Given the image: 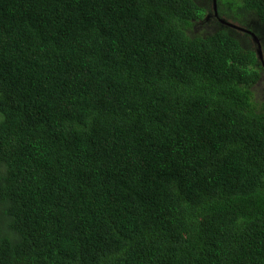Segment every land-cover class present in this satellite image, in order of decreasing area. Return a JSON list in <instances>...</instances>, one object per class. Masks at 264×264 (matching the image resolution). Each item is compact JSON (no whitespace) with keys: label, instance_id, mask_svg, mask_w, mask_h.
I'll use <instances>...</instances> for the list:
<instances>
[{"label":"trees","instance_id":"16d2710c","mask_svg":"<svg viewBox=\"0 0 264 264\" xmlns=\"http://www.w3.org/2000/svg\"><path fill=\"white\" fill-rule=\"evenodd\" d=\"M206 16L0 0V264H264V73Z\"/></svg>","mask_w":264,"mask_h":264},{"label":"rangeland","instance_id":"374dc122","mask_svg":"<svg viewBox=\"0 0 264 264\" xmlns=\"http://www.w3.org/2000/svg\"><path fill=\"white\" fill-rule=\"evenodd\" d=\"M197 4L199 5H206L207 8V16L204 20L194 23L193 26L190 28L189 30V34L194 36H198V35H203L206 36L209 33H212L216 30H218L219 28H221L223 25L213 16V12L209 9V6L211 5V0H194ZM220 19L226 20L228 22H233L234 19H232V17H227V16H221ZM250 19V18H249ZM237 21V20H236ZM253 26H255L253 28V31L255 32V35H261L264 34V28L257 25V24H251ZM258 30V31H257ZM240 32V31H238ZM242 33V32H240ZM244 47H248L249 49L254 51L255 57L257 59H259V49L261 50V52L264 53V43H262L261 45H259L258 43H255L250 37L248 36H244ZM258 51V52H256ZM264 79L263 76H261V79L258 83V88L259 86L263 83Z\"/></svg>","mask_w":264,"mask_h":264},{"label":"clouds","instance_id":"9594fccd","mask_svg":"<svg viewBox=\"0 0 264 264\" xmlns=\"http://www.w3.org/2000/svg\"><path fill=\"white\" fill-rule=\"evenodd\" d=\"M209 9L211 10V11H213V13H215L216 15H217V9L216 10H214V7H213V2L211 1V5L209 6ZM246 24H254V22H251V21H249V18H244V19H242V20H240V21H236V20H233V22H232V24H231V26H230V31H233V30H235V31H233V32H238V31H240V32H244L245 34L247 33L248 35H249V37L255 42V43H258L259 45H261L262 43H264V34H261V35H255L256 37H257V40H254V35L252 34V33H254L255 34V32L253 31V28L255 27V26H253V25H251L252 26V29H251V33H248L247 32V30H249L250 28H247V27H244V25H246ZM240 32H238V33H240ZM212 33H214V32H212ZM209 34H211V33H209ZM208 34V35H209ZM198 36H203V35H198ZM239 41H240V39H238ZM234 49H236L237 47H233ZM242 48H244V49H246V48H248V47H242ZM259 51V59H257L258 60V62L259 61H261L263 64H264V58H263V56H264V53L263 52H261V50L259 49L258 50ZM258 51H256V52H258Z\"/></svg>","mask_w":264,"mask_h":264},{"label":"flooded vegetation","instance_id":"af4514ba","mask_svg":"<svg viewBox=\"0 0 264 264\" xmlns=\"http://www.w3.org/2000/svg\"><path fill=\"white\" fill-rule=\"evenodd\" d=\"M212 1V0H211ZM213 16L219 21L220 16H216L215 13H213ZM207 19V18H206ZM220 22V21H219ZM244 27L250 28L249 30H247L248 33L251 32L252 26L250 24H246L244 25ZM244 34V32H242ZM247 34V33H246ZM240 44L243 46L244 45V39H240ZM264 58V56H263ZM257 69H259V73H264V64L259 61V67H257ZM264 78V77H263Z\"/></svg>","mask_w":264,"mask_h":264},{"label":"bare ground","instance_id":"6f19581e","mask_svg":"<svg viewBox=\"0 0 264 264\" xmlns=\"http://www.w3.org/2000/svg\"><path fill=\"white\" fill-rule=\"evenodd\" d=\"M215 1V0H214ZM216 2V1H215ZM216 15V14H215ZM216 16H218V15H216ZM219 21H220V23L222 24V25H225L226 27H230L231 26V24L232 23H230V22H227V21H225V20H223V19H220L219 18Z\"/></svg>","mask_w":264,"mask_h":264},{"label":"water","instance_id":"95a60500","mask_svg":"<svg viewBox=\"0 0 264 264\" xmlns=\"http://www.w3.org/2000/svg\"><path fill=\"white\" fill-rule=\"evenodd\" d=\"M212 2H213V7H214V10H216L217 9V3L214 1V0H212ZM251 33V32H250ZM254 36V40H257V37L255 36V34L254 33H252Z\"/></svg>","mask_w":264,"mask_h":264}]
</instances>
